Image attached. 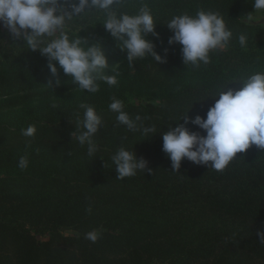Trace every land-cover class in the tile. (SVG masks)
<instances>
[{"label":"trees","instance_id":"obj_1","mask_svg":"<svg viewBox=\"0 0 264 264\" xmlns=\"http://www.w3.org/2000/svg\"><path fill=\"white\" fill-rule=\"evenodd\" d=\"M254 4L123 0L114 5L118 15L144 6L152 12L159 37L147 38L164 58L132 65L122 41L105 30L103 10L74 17L67 22L70 40L98 43L108 61L104 74L118 73L113 86L97 77L95 93L58 65L53 76L47 58L22 40L0 39V264H264L257 235L264 231V149L237 153L223 171L187 159L173 170L161 135L187 112L205 116L212 96L228 84L238 90L250 75L264 73V27L245 22L258 10ZM201 10L221 16L232 37L224 51L209 53V63L194 66L183 62L181 45H169L166 24ZM113 99L123 102L136 130L119 123L109 108ZM82 104L102 120L91 156L76 139L85 131ZM30 125L35 134L23 135ZM121 147L144 159L151 173L119 179L112 157ZM21 157L28 159L24 169ZM93 231L100 233L96 242L86 238Z\"/></svg>","mask_w":264,"mask_h":264},{"label":"clouds","instance_id":"obj_2","mask_svg":"<svg viewBox=\"0 0 264 264\" xmlns=\"http://www.w3.org/2000/svg\"><path fill=\"white\" fill-rule=\"evenodd\" d=\"M123 0H0V22L6 26L13 37L26 43L30 50H39L48 60V69L53 76L57 75L59 66L65 75H70L80 89L95 93L99 90L97 77L113 86L118 83L117 74L106 75L107 57L98 43L89 45L86 39L69 38L67 22L79 17L88 10H103L107 19L103 26L112 37L122 41V50L127 52L130 65L138 58L152 56L156 62L164 58L154 49L148 34L159 37L155 32L156 23L152 12L144 6L136 15L120 14L114 5ZM255 9H264V0H255ZM173 35L169 45H181V55L185 64L198 66L210 61L209 53L223 49L232 37L224 19L216 13L199 11L195 16L188 14L174 16L167 24ZM125 36L127 37L125 39ZM52 38L45 41L43 38ZM239 43L247 42L245 35L239 36ZM87 47H81V43ZM165 56L168 49L164 50ZM229 85V84H228ZM224 87L217 95L212 96L214 103L208 108L205 116L197 114L194 118L183 116V123L172 125L162 135V150L168 155L173 170H179L181 162L187 159L195 164L223 171L236 157L252 145L264 149V73L250 75L243 82V87L236 90ZM227 89V90H226ZM84 109L83 131L76 136L81 145L88 144L91 156L97 150L92 137L98 133L102 120L95 109L86 104ZM123 102L113 99L109 105L111 111L118 113L119 123L130 130H136V124L124 112ZM139 120V117H137ZM196 126L203 131H192L187 125ZM34 125L22 129L25 136H33ZM153 132L154 129H144ZM72 133V135H74ZM118 178L123 179L136 175L137 170L148 171L147 162L138 159L134 151L121 147L112 157ZM27 157H21L19 167L26 168ZM260 243L264 244V231H258ZM100 237L97 231L89 232L86 238L96 242Z\"/></svg>","mask_w":264,"mask_h":264},{"label":"rangeland","instance_id":"obj_3","mask_svg":"<svg viewBox=\"0 0 264 264\" xmlns=\"http://www.w3.org/2000/svg\"><path fill=\"white\" fill-rule=\"evenodd\" d=\"M245 22L249 24L254 25H260L264 27V9H258L255 13H253L250 17H247L245 19ZM0 39L3 40V45H9L14 43L15 39L10 32V30L4 26L2 22H0ZM17 40V39H16ZM225 47L223 49L213 50L215 52H221L224 51ZM66 234H73L72 232H66Z\"/></svg>","mask_w":264,"mask_h":264}]
</instances>
